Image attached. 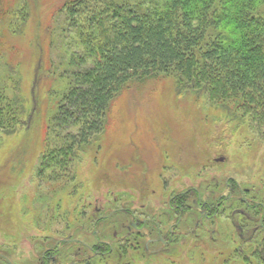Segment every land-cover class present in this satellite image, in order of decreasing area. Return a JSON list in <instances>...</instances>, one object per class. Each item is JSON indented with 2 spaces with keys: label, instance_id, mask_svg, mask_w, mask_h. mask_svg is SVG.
I'll return each instance as SVG.
<instances>
[{
  "label": "rangeland",
  "instance_id": "1",
  "mask_svg": "<svg viewBox=\"0 0 264 264\" xmlns=\"http://www.w3.org/2000/svg\"><path fill=\"white\" fill-rule=\"evenodd\" d=\"M64 1L0 0V85L24 102L28 123L0 133L1 255L13 264H42L44 251L64 237L92 245L94 223L111 211L126 207L159 215L185 189L220 196L234 181L264 198V141L240 126L229 108L181 95L173 77L130 84L111 104L101 140L82 154L72 179H39L38 159L51 142L55 93L62 89L50 66L61 62L62 48L76 47L75 33L63 32L58 17ZM25 2L22 16L13 15ZM40 62L50 79L37 84ZM54 200L61 201L59 214ZM231 211L226 205L214 223H206L207 234L201 229L173 252L144 255L134 264H220L218 252L240 242ZM118 230L99 226L113 244L110 234Z\"/></svg>",
  "mask_w": 264,
  "mask_h": 264
},
{
  "label": "trees",
  "instance_id": "2",
  "mask_svg": "<svg viewBox=\"0 0 264 264\" xmlns=\"http://www.w3.org/2000/svg\"><path fill=\"white\" fill-rule=\"evenodd\" d=\"M24 4L13 15L22 16L29 6ZM58 17L63 32L75 33L76 47L62 48L61 62L50 66L49 73L61 81L62 89L55 93L56 110L48 127L51 142L38 159L39 179L55 183L72 179L82 154L101 140L114 100L130 84L161 77H173L181 95L205 97L210 104L229 108L240 126L264 141V0H65ZM43 70L40 62L37 84L50 79ZM25 113L24 102L9 97L0 85V133L11 134L28 124ZM229 183L234 199L227 205L241 211L234 219L230 213V219L238 220L233 225L240 244L219 251L216 258L220 264H264V228L258 222L264 219V198ZM54 201V214H59L61 201ZM119 215L94 223L101 242H95L93 232L92 245L64 237L44 251L42 264H134L147 257L135 235L131 241H120L121 234L117 239L112 233L115 244L101 237L99 226L115 229ZM188 224L193 230V220ZM254 226L259 228L252 236ZM199 230L209 231L202 226L180 242L198 236ZM72 239L75 242H68ZM178 244L151 255H166Z\"/></svg>",
  "mask_w": 264,
  "mask_h": 264
},
{
  "label": "flooded vegetation",
  "instance_id": "3",
  "mask_svg": "<svg viewBox=\"0 0 264 264\" xmlns=\"http://www.w3.org/2000/svg\"><path fill=\"white\" fill-rule=\"evenodd\" d=\"M220 160L223 161L224 159L221 158ZM215 162H219V160L216 159ZM188 192L190 193L188 194ZM241 193L243 194L242 199L246 202L244 193ZM232 199H234V189L228 182L227 193L220 196H216L214 192L203 196V193L196 189H185L178 192L170 200L168 209L162 211L159 215H146V212L143 210L138 212L134 209L122 207L111 211L108 215L102 216V218H108L114 213H119L120 227L117 232L113 233L114 237L119 239V235L121 234L124 240L131 241L135 239L133 237L135 235L151 255L167 252L173 243H180L181 239L186 237L189 232L193 233L202 226L206 227L204 220L211 221L217 219L222 210L225 209L227 203L232 201ZM189 201L192 202V210L189 209ZM231 207L229 205L233 218L235 213L241 211L232 209ZM97 211L100 214L101 209L98 208ZM246 217L249 218L248 215ZM189 220H193V230L190 229ZM258 222L264 228V219H259ZM258 228V226H254L251 229L252 236H254ZM93 235L95 236V242H101L98 239L96 228H94ZM87 248L90 247L87 246Z\"/></svg>",
  "mask_w": 264,
  "mask_h": 264
},
{
  "label": "water",
  "instance_id": "4",
  "mask_svg": "<svg viewBox=\"0 0 264 264\" xmlns=\"http://www.w3.org/2000/svg\"><path fill=\"white\" fill-rule=\"evenodd\" d=\"M63 241L66 242L67 240H63ZM68 242H75V240H73V239L72 240H68ZM0 257H3L8 263L11 264V261L9 259H7L5 256H3V255L0 254Z\"/></svg>",
  "mask_w": 264,
  "mask_h": 264
}]
</instances>
